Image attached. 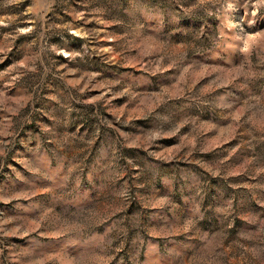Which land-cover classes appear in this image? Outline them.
I'll use <instances>...</instances> for the list:
<instances>
[{
    "label": "rangeland",
    "instance_id": "obj_1",
    "mask_svg": "<svg viewBox=\"0 0 264 264\" xmlns=\"http://www.w3.org/2000/svg\"><path fill=\"white\" fill-rule=\"evenodd\" d=\"M0 264H264V0H0Z\"/></svg>",
    "mask_w": 264,
    "mask_h": 264
}]
</instances>
